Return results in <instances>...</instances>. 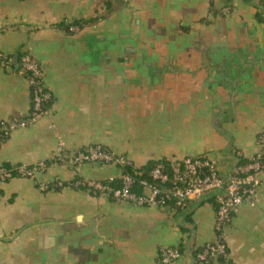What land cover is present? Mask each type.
Here are the masks:
<instances>
[{
  "label": "crops",
  "instance_id": "0c3cea01",
  "mask_svg": "<svg viewBox=\"0 0 264 264\" xmlns=\"http://www.w3.org/2000/svg\"><path fill=\"white\" fill-rule=\"evenodd\" d=\"M259 0H0V119L26 116L27 80L16 63L42 69L50 111L0 144V164L46 169L0 185V264H201L216 240L214 193L185 210L138 207L68 186L118 179L110 165L51 161L101 145L149 162L207 157L226 178L264 152V20ZM77 23L69 32L67 25ZM15 59V63H13ZM66 186L46 192L41 183ZM227 255L206 264H264V173L252 204L223 230Z\"/></svg>",
  "mask_w": 264,
  "mask_h": 264
},
{
  "label": "built area",
  "instance_id": "2783aa9c",
  "mask_svg": "<svg viewBox=\"0 0 264 264\" xmlns=\"http://www.w3.org/2000/svg\"><path fill=\"white\" fill-rule=\"evenodd\" d=\"M129 3L131 0H124ZM259 16L264 20V0L257 4ZM77 26H69L68 31H77ZM8 57L0 51V67L8 66ZM16 72L24 77L30 90V108L26 116L0 119V139H5L16 130L34 125L41 117L47 115L50 108L45 105L51 99L43 86L44 74L40 66L27 54L22 55L16 63ZM257 142L264 146V136ZM237 164L232 172L223 178L217 164L207 157H185L179 161L157 163L147 178L139 179L128 173L135 170L134 163L127 157L117 154L101 145H90L82 149L68 151L59 142L51 161L67 160L75 167L82 164L110 165L122 170L118 186H111L113 178L107 181L77 180L69 184L75 189H82L91 194H99L120 203L126 202L138 207H162L172 210H185L190 202H199L207 194L214 193L216 203L214 230L216 240L202 246L194 260L206 264L227 255L223 230L230 223L238 207L245 203L252 204L258 195L261 175L264 173L263 152L256 153L249 159L235 153ZM46 169L45 162L34 165L0 164V185L14 178H32L37 172ZM63 187L58 181L41 183L38 188L42 192ZM139 190V191H137ZM178 247H162L158 251V263L169 264L181 258Z\"/></svg>",
  "mask_w": 264,
  "mask_h": 264
},
{
  "label": "trees",
  "instance_id": "16d2710c",
  "mask_svg": "<svg viewBox=\"0 0 264 264\" xmlns=\"http://www.w3.org/2000/svg\"><path fill=\"white\" fill-rule=\"evenodd\" d=\"M71 26H79V24L77 23H73V24H70ZM70 25H67L66 26V29L68 30V27ZM50 103H51V99L50 101L48 102V104L45 105L46 108H50ZM8 138V137H7ZM7 138L5 139H0V144L6 140ZM263 155H264V152H263ZM160 162H163V163H168L169 161H166V160H160V161H157V162H149L148 164H146L143 168H140V169H135V170H128V173L131 174L132 176L136 177V178H139V179H143V178H147L148 177V174L149 172L153 169V167L157 164V163H160ZM3 166H5L6 168H9L10 165H7V164H3ZM79 179H76L75 181H77ZM72 183V182H71ZM111 186H118L119 185V179H113V181L110 183ZM63 186H66L65 184H62ZM69 186V184H68ZM77 190H82V189H77ZM139 191V190H137ZM95 195H98V194H95ZM216 206V205H215ZM216 208V207H215ZM179 250L181 251V248L178 246ZM218 260H223L222 258L221 259H218Z\"/></svg>",
  "mask_w": 264,
  "mask_h": 264
},
{
  "label": "water",
  "instance_id": "95a60500",
  "mask_svg": "<svg viewBox=\"0 0 264 264\" xmlns=\"http://www.w3.org/2000/svg\"><path fill=\"white\" fill-rule=\"evenodd\" d=\"M13 63H15V59H14Z\"/></svg>",
  "mask_w": 264,
  "mask_h": 264
}]
</instances>
